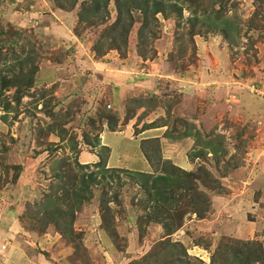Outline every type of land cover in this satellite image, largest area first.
Instances as JSON below:
<instances>
[{
  "label": "rangeland",
  "instance_id": "374dc122",
  "mask_svg": "<svg viewBox=\"0 0 264 264\" xmlns=\"http://www.w3.org/2000/svg\"><path fill=\"white\" fill-rule=\"evenodd\" d=\"M80 1L63 11L54 0H0L2 51L13 49L37 65L34 86L22 96L17 111L0 110V244L5 245L0 247V263L12 253L8 245L18 249L26 243L23 238L32 242L27 248L35 250L29 255L39 257L42 264L139 263L162 238L163 229L141 221L151 212L139 205L138 188L129 173H102L93 163L103 152L100 145L107 143L108 156L113 155L112 160L107 156L105 167L141 170L132 157L137 151L134 145L138 147L144 137L158 138L161 157L174 164L176 156L183 157L189 166L178 167L194 170L202 165L215 179L206 182L210 189L203 187L211 201L204 217L184 212L180 226L169 235L194 258L190 264H200L202 258L208 264L216 245L230 243L229 239L256 240L264 249V0H226L227 25L199 16L203 23L196 24L200 32L192 37L184 20L188 11L183 10L178 25L158 14L157 24L150 25L154 36L143 31L140 44L136 34L140 14L133 11L125 48L98 57L92 47L108 38L102 31L116 17L114 3L108 1V15L100 13L104 22L88 24L77 19ZM222 28L227 37L218 32ZM13 63L11 58L1 60L0 69L5 72ZM11 92L12 88L3 95ZM138 94L147 97L153 109L139 108L127 119L124 99ZM49 109L59 116H48ZM104 110L117 115L113 131L107 130L101 117ZM163 120L171 134L179 135L186 128L190 135L165 137V126L152 127L143 135L138 130L142 121ZM54 121L57 126L52 131L48 125ZM196 131L198 136L193 134ZM210 139L214 146L208 147ZM212 147L225 153L215 158ZM194 155L198 157L192 159ZM115 157H129L132 162H117ZM60 158H76L85 165L81 170L74 166L71 173L92 171L100 177L90 186L91 196L83 194L74 214L73 229L78 234L73 244L51 224L38 233L36 220L25 207L42 199L50 183H58L50 178L49 168ZM112 194L116 199L110 198L108 217L102 221V205ZM227 219L236 227L245 226L244 231L223 230L226 224L232 227ZM103 226L108 232L100 230ZM215 229L218 234H211ZM9 260L13 264L11 256Z\"/></svg>",
  "mask_w": 264,
  "mask_h": 264
},
{
  "label": "trees",
  "instance_id": "16d2710c",
  "mask_svg": "<svg viewBox=\"0 0 264 264\" xmlns=\"http://www.w3.org/2000/svg\"><path fill=\"white\" fill-rule=\"evenodd\" d=\"M77 1L54 0V6L60 10L69 11ZM108 1L81 0L76 13L77 19L88 24L104 22L100 13L104 14V16L108 15ZM113 3L116 17L102 31L107 36L109 35L108 38L100 45L97 43L93 45L92 51H94L96 57L103 55L105 51L110 49L119 50L125 48L127 34L134 22L133 11H137L140 14L139 26L136 32L138 44L144 39L143 31L154 36L155 31L153 32L150 29V25L155 26L157 24L156 16L158 14L163 18L175 20V25H178V20L184 18L183 10L188 11L189 14L184 20L188 23L189 37L200 32L196 27V24L203 23L199 20V16L202 19H213L217 24L224 23L227 25L226 22H228L224 15L226 0H113ZM219 30L218 32L224 37L228 36L224 28ZM208 31L206 29V32ZM1 33L2 31L0 30ZM138 55L143 56L141 50H138ZM7 58L13 59L14 63L5 72L0 69V110L4 111L3 114L12 110L17 111V106L22 96L26 95L34 86V75L37 72V65L31 61L30 57L20 58L19 54L13 49L6 53L2 51L0 45V61ZM10 88H12V92L7 96L3 95ZM148 100L142 94L126 97L123 107L126 113L125 116L129 115L127 119H130L139 108H144L143 110L146 111L152 110L154 105ZM45 112L51 118L56 117V115L59 116V112H54L51 109ZM166 112L168 113L167 110ZM3 114L1 118L4 117ZM101 117L107 121V130L113 131L117 115L113 111L104 110L101 113ZM140 118L139 114L136 121L140 120ZM154 122L142 121L138 130L165 126L163 131V136L165 137L180 139L190 135L185 128L186 132L184 131L175 136L168 131L166 121L163 120L159 124ZM178 122L184 123L182 120ZM56 126L57 124L54 121L48 125V128L53 131ZM197 133L198 131L193 132L195 136H198ZM85 143L90 144L87 139ZM218 143L221 145L222 140L221 142L218 141ZM91 145H94L93 142H91ZM212 145V139H210L206 146L211 147ZM100 148L103 152L98 154V159L93 165L99 167L102 173L108 170L113 173H129L132 182L138 188L139 205L151 212L148 215L146 213L147 216L145 215V217L141 218V221L154 222L163 229L162 238L155 241L152 250L146 251L139 263L135 264H190V259L194 258L186 254V249L180 241L171 240L169 235L180 226L184 212H191L197 218H203L205 212L210 209L209 193L203 190L204 188L210 189V187H207V181H215L209 171L202 165L197 166L194 170H185L172 163L169 159L161 157L157 137L143 138L138 142V150L150 168L148 171L130 170L122 167H105L109 148L106 145H100ZM216 150H213L212 147L215 158L225 153L222 148L216 147ZM198 155L203 156V153L200 152ZM197 157V155H194L192 159ZM11 166L13 169L17 168L16 165ZM74 166L80 170L85 167L76 158L72 161L67 160V158L58 159L56 164L49 168L50 178L55 179L58 183H50L48 186L49 192L43 195L42 199L32 204L25 203V207L28 206L31 212V217L36 220L38 233L43 232L47 225L51 224L55 228L54 231L58 232L62 239L71 244H73V239L78 234L73 229L74 214L80 209L84 199L83 194L85 193L86 197L91 196L90 186L98 183L100 179L92 171L80 173L79 175L71 173ZM234 166L232 165L231 167ZM7 171L8 169L6 174ZM108 176L112 179L113 175L109 174ZM115 177L118 178L117 176ZM112 196L106 198L102 205L104 209L101 212L102 221H105V217H108L109 202L113 198L116 199V194H112ZM62 204H65L64 208L60 207ZM33 206L36 209H32L34 208ZM99 228L103 232L105 230L108 232L105 226ZM229 241L230 243L216 245L209 256L208 264H264V249L258 241L247 239H229ZM161 260L163 261L160 262Z\"/></svg>",
  "mask_w": 264,
  "mask_h": 264
},
{
  "label": "crops",
  "instance_id": "0c3cea01",
  "mask_svg": "<svg viewBox=\"0 0 264 264\" xmlns=\"http://www.w3.org/2000/svg\"><path fill=\"white\" fill-rule=\"evenodd\" d=\"M156 128V127H155ZM155 128H152V129H147V130H149V131H147L146 129L145 130H143V132H141V135H143L145 132H152V130L153 129H155ZM111 134H115V132H111ZM144 137V136H143ZM142 137V138H143ZM144 138H146V137H144ZM130 139V138H129ZM110 142V141H109ZM111 143V142H110ZM102 144H104V145H106L108 148H109V153L111 152V149H110V147L108 146V144L107 143H102ZM182 144H186L184 141H182ZM135 146V148H136V152L133 154V159L135 158L136 159V161H138V164L139 165H141L143 168L141 169L142 171H148L149 170V166H148V164H147V162L144 160V158H143V156H142V154L140 153V151L138 150V147H137V145H134ZM171 148H173L172 146H171ZM176 154V153H175ZM113 155V154H112ZM112 155L110 156H108L109 158H108V160H112ZM170 156H173V155H171L170 154ZM176 156V155H175ZM118 157V156H117ZM117 157H115L116 159H117V162H119V161H122V162H124L125 164H128V162H132L131 161V158H129V157H121V158H117ZM177 157V159H176V162H175V164H178V165H181V167H184V168H188V166H189V162H186L185 161V159L183 158V157H180V156H176ZM173 158H174V156H173ZM115 160V159H114ZM116 161V160H115ZM178 161V162H177ZM135 164H137V163H135ZM182 164H183V166H182ZM187 164V165H186ZM122 168H124V167H122ZM126 169L128 168V169H130L128 166H126L125 167ZM130 170H133V169H130ZM264 187V186H263ZM233 203V202H232ZM228 220V223H230L229 221H231V220H229V219H227ZM213 220H211V222H212ZM233 224H232V227L231 226H229L228 224H226L225 225V227L223 228V230H227L228 232H233L232 230H234L235 228H236V231H234V234L236 233V232H240V230H241V228H242V231H244L243 229H244V227L245 226H240V227H236V224L233 222V221H231ZM225 223H222V225H224ZM16 227V226H15ZM248 224L246 225V233H248ZM11 230L13 229L12 227H9ZM221 230V229H220ZM218 229H215L214 231H212V233L211 234H213V235H216V234H218ZM224 234H226V233H223V235ZM7 235V233L6 232H2V236H6ZM10 234H8V236H9ZM247 235V234H246ZM23 238V237H22ZM247 238V237H246ZM249 238V237H248ZM24 239V238H23ZM22 239V241H25L26 243H20V244H22L24 247H26V248H23L22 247V245H19L18 246V249H14L11 245H8L9 247L8 248H11V249H9V251H11L12 253H10L9 254V257L11 256V258H12V260L14 261L13 262V264H42V262H41V259L39 258V257H37V256H30L29 255V252H32L33 253V251H35V250H32V248H27L28 247V245L29 244H32V242L30 241V242H28V241H26V239H24L23 240ZM28 244V245H27ZM1 245V244H0ZM4 247H5V245H4ZM198 249V248H197ZM203 250H204V248H203ZM188 251H190V253L192 252V249H187V252ZM26 252V253H25ZM9 257L7 258V260L5 259H3L1 262H4V263H0V264H10V262H12V261H8V259H9ZM46 262V261H45ZM200 264H207V260L206 259H201V262H200Z\"/></svg>",
  "mask_w": 264,
  "mask_h": 264
},
{
  "label": "built area",
  "instance_id": "2783aa9c",
  "mask_svg": "<svg viewBox=\"0 0 264 264\" xmlns=\"http://www.w3.org/2000/svg\"><path fill=\"white\" fill-rule=\"evenodd\" d=\"M0 247H1V248H4V244H1Z\"/></svg>",
  "mask_w": 264,
  "mask_h": 264
}]
</instances>
